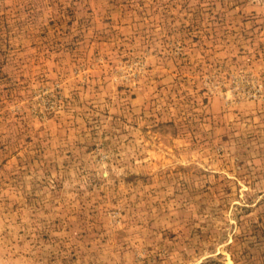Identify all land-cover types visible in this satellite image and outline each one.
I'll return each mask as SVG.
<instances>
[{
	"label": "rangeland",
	"instance_id": "obj_1",
	"mask_svg": "<svg viewBox=\"0 0 264 264\" xmlns=\"http://www.w3.org/2000/svg\"><path fill=\"white\" fill-rule=\"evenodd\" d=\"M0 264H264V0H0Z\"/></svg>",
	"mask_w": 264,
	"mask_h": 264
}]
</instances>
